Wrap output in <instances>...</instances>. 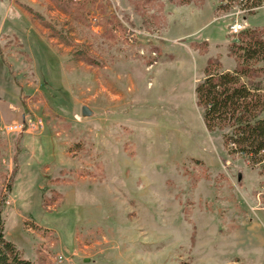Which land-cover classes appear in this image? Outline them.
<instances>
[{"label": "rangeland", "instance_id": "rangeland-1", "mask_svg": "<svg viewBox=\"0 0 264 264\" xmlns=\"http://www.w3.org/2000/svg\"><path fill=\"white\" fill-rule=\"evenodd\" d=\"M210 2L0 0V199L25 257L264 264V159L209 130L195 92L210 58L235 60L230 24L264 30V4Z\"/></svg>", "mask_w": 264, "mask_h": 264}, {"label": "trees", "instance_id": "trees-1", "mask_svg": "<svg viewBox=\"0 0 264 264\" xmlns=\"http://www.w3.org/2000/svg\"><path fill=\"white\" fill-rule=\"evenodd\" d=\"M189 2L191 0H182ZM219 8L234 4L242 7L262 5L264 0H221ZM254 12V11H251ZM229 55L236 65L232 70L222 68L217 58H210L205 77L196 85L197 102L203 107V119L209 130L229 128L225 143L234 152L249 156L254 162L264 159V30L248 27L233 35ZM3 197L0 199V264H36L23 255L21 249L5 235Z\"/></svg>", "mask_w": 264, "mask_h": 264}, {"label": "built area", "instance_id": "built-area-1", "mask_svg": "<svg viewBox=\"0 0 264 264\" xmlns=\"http://www.w3.org/2000/svg\"><path fill=\"white\" fill-rule=\"evenodd\" d=\"M236 4H234L232 7H234ZM263 4H264V2H263ZM237 5H238V8L242 12H251V11L257 10L259 7L262 6V5H259V6H253V7L249 8V7H242L240 4H237ZM243 29H245V24L242 23V22H239L238 20H236L235 22L230 24L229 31L233 35H236L240 31H242ZM28 124H29V121H28ZM25 126H26V124L24 123V121L14 120V121H11L9 123L4 124L2 129L8 134H10V133H18V132L26 131ZM29 126H31V124H29Z\"/></svg>", "mask_w": 264, "mask_h": 264}, {"label": "crops", "instance_id": "crops-1", "mask_svg": "<svg viewBox=\"0 0 264 264\" xmlns=\"http://www.w3.org/2000/svg\"><path fill=\"white\" fill-rule=\"evenodd\" d=\"M207 1L208 0H205V5H206ZM213 4H215V0H211L210 4L207 6V9H206L205 12L208 11L210 13V11L214 8V5ZM212 23H213V21L211 23L208 22L207 24L204 25V28L209 27ZM204 39L209 42V51H210V53L212 55H215L218 52H220V53L223 52V51H215V49L213 48L216 45V41H215L216 39H215V36L214 35H206V36H204ZM224 45H225L224 46V49H225V53H226L227 52V49H228V43L225 41ZM213 51H215V52H213ZM223 57L221 58V60L224 62V58ZM235 65H236V62H235V60H233V61L229 62L228 65L225 64V69L226 70H232V69H234ZM257 249H260V247L257 248Z\"/></svg>", "mask_w": 264, "mask_h": 264}, {"label": "water", "instance_id": "water-1", "mask_svg": "<svg viewBox=\"0 0 264 264\" xmlns=\"http://www.w3.org/2000/svg\"><path fill=\"white\" fill-rule=\"evenodd\" d=\"M82 111L84 115L91 114V109L88 106H83Z\"/></svg>", "mask_w": 264, "mask_h": 264}]
</instances>
